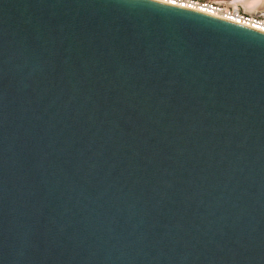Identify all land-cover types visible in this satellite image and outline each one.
Instances as JSON below:
<instances>
[{"label": "water", "instance_id": "1", "mask_svg": "<svg viewBox=\"0 0 264 264\" xmlns=\"http://www.w3.org/2000/svg\"><path fill=\"white\" fill-rule=\"evenodd\" d=\"M0 264H264V34L0 0Z\"/></svg>", "mask_w": 264, "mask_h": 264}, {"label": "built area", "instance_id": "2", "mask_svg": "<svg viewBox=\"0 0 264 264\" xmlns=\"http://www.w3.org/2000/svg\"><path fill=\"white\" fill-rule=\"evenodd\" d=\"M155 2V0H149ZM162 4V3H159ZM177 4L188 7H174L196 12L205 16L226 21L259 33L264 34V17L245 14L239 6H225L211 1L203 0H177ZM169 6L166 4H162ZM171 7V6H170Z\"/></svg>", "mask_w": 264, "mask_h": 264}, {"label": "rangeland", "instance_id": "3", "mask_svg": "<svg viewBox=\"0 0 264 264\" xmlns=\"http://www.w3.org/2000/svg\"><path fill=\"white\" fill-rule=\"evenodd\" d=\"M203 1H211V2H216L219 4H223L225 6H230V5H237L240 7V9L248 15L251 16H261L264 17V0H203ZM253 3L256 6L257 9L255 10H250L248 7L247 3Z\"/></svg>", "mask_w": 264, "mask_h": 264}, {"label": "snow or ice", "instance_id": "4", "mask_svg": "<svg viewBox=\"0 0 264 264\" xmlns=\"http://www.w3.org/2000/svg\"><path fill=\"white\" fill-rule=\"evenodd\" d=\"M156 3H162L171 7H188V5L177 4V0H155Z\"/></svg>", "mask_w": 264, "mask_h": 264}, {"label": "bare ground", "instance_id": "5", "mask_svg": "<svg viewBox=\"0 0 264 264\" xmlns=\"http://www.w3.org/2000/svg\"><path fill=\"white\" fill-rule=\"evenodd\" d=\"M247 4H248V7H249L250 10L253 11V10L257 9L256 6H258V4L256 6H255V4H253L251 2L250 3H247Z\"/></svg>", "mask_w": 264, "mask_h": 264}]
</instances>
